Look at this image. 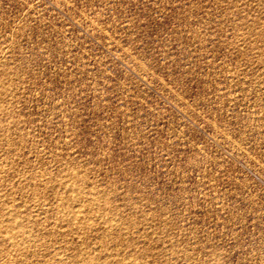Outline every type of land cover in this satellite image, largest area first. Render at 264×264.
Here are the masks:
<instances>
[{
	"label": "rangeland",
	"instance_id": "1",
	"mask_svg": "<svg viewBox=\"0 0 264 264\" xmlns=\"http://www.w3.org/2000/svg\"><path fill=\"white\" fill-rule=\"evenodd\" d=\"M93 263L264 264V0H0V264Z\"/></svg>",
	"mask_w": 264,
	"mask_h": 264
},
{
	"label": "bare ground",
	"instance_id": "2",
	"mask_svg": "<svg viewBox=\"0 0 264 264\" xmlns=\"http://www.w3.org/2000/svg\"><path fill=\"white\" fill-rule=\"evenodd\" d=\"M16 226H17V225H16ZM18 226H19V225H18ZM18 226H17V227H18ZM11 227H12V226H11ZM17 227H15V228H17ZM12 229H13V228H12ZM12 229H9V230H12ZM16 230H17V229H16ZM18 230H19V227H18ZM11 232H13V231H11ZM14 233H15V232H14ZM119 263H120V262H119ZM93 264H94V263H93Z\"/></svg>",
	"mask_w": 264,
	"mask_h": 264
}]
</instances>
